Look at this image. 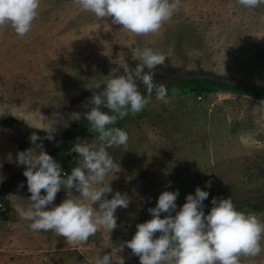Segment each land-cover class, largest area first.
Here are the masks:
<instances>
[{
	"label": "rangeland",
	"instance_id": "1",
	"mask_svg": "<svg viewBox=\"0 0 264 264\" xmlns=\"http://www.w3.org/2000/svg\"><path fill=\"white\" fill-rule=\"evenodd\" d=\"M144 48L166 56L153 80L166 86L167 103L158 101L154 90L144 110L110 125L129 137L127 148L108 149L118 168L105 178L112 188L107 198L120 192L129 199L127 208L115 212L117 227L71 247L51 231L31 230L14 208L27 207L31 195L17 153L35 147L30 136L39 132L36 144L70 174L78 159L70 149L96 139L83 116L90 110L84 105L103 90L96 84L124 74L126 66L135 68L139 61L133 52ZM194 77L264 89V5L250 9L237 0H180L157 33L135 36L73 0H40L25 36L0 26V111H5L0 115V264H95L105 254L113 264L119 257L124 264H140L125 242L137 224L152 218L148 209L163 191L179 192V210L200 187L209 192L205 214L213 197H231L237 210L264 222V115L256 108L261 99L230 91L198 98L177 86ZM140 92L147 96L143 85ZM49 134L52 141L44 139ZM66 198L62 188L53 205ZM240 264H264V251L241 257Z\"/></svg>",
	"mask_w": 264,
	"mask_h": 264
},
{
	"label": "clouds",
	"instance_id": "2",
	"mask_svg": "<svg viewBox=\"0 0 264 264\" xmlns=\"http://www.w3.org/2000/svg\"><path fill=\"white\" fill-rule=\"evenodd\" d=\"M237 2L250 9L264 5V0ZM73 3L97 19L110 18L113 25L135 36L157 33L180 6V0H73ZM39 6L40 0H0V26H10L17 36H25L38 16ZM132 59L139 61L135 68L126 66L124 74L97 83L96 88L103 85V90L93 94L84 105L90 108L83 113L89 131L97 135L93 143H76L70 149L69 154H78L77 166L70 174L62 175L60 164L43 150L42 143L36 144L42 139L36 133L30 136L35 147L17 153L16 163L25 166L23 175L31 195L27 207L16 204L14 208L21 220L29 222L31 230L51 231L71 247L87 243L101 229L111 233L117 227L115 212L117 208H127L129 199L120 192L107 198L112 188L105 178L118 168L108 149L127 148L129 137L126 131L110 125L144 110L151 103L154 90L156 99L167 103L166 86L153 80L155 69L165 63L166 56L144 48L135 50ZM140 85L147 96L140 92ZM256 108L264 115V99ZM4 112L0 111V115ZM49 127L52 128V121ZM44 139L52 141L54 137L49 134ZM211 185V180L205 182V187ZM62 188L67 198L53 205ZM42 190L46 194H41ZM73 190L79 195L70 197ZM178 195V191H163L155 207L148 209L152 218L137 224L134 236L125 242L132 254L139 257L140 264H240L241 257H257L264 251L261 247L264 222L237 210L231 197H213L212 207L205 214L204 201L209 192L197 187L194 195L186 196L179 210ZM96 204L98 208L93 207ZM161 214L166 215L161 218ZM156 233L160 234L158 238H154ZM113 261L111 255L105 254L95 264ZM115 262L124 264V259L119 257Z\"/></svg>",
	"mask_w": 264,
	"mask_h": 264
},
{
	"label": "trees",
	"instance_id": "3",
	"mask_svg": "<svg viewBox=\"0 0 264 264\" xmlns=\"http://www.w3.org/2000/svg\"><path fill=\"white\" fill-rule=\"evenodd\" d=\"M172 85L174 84H170L169 86ZM177 86H179L180 89H189L188 91L195 94L196 96L201 95V97L202 95L210 94L215 91H230L236 94L247 95L254 99H264V89H258L239 81L226 82L220 79L210 77H194L185 80H180ZM104 110L106 109H103V111ZM37 134L41 135V133L39 132H37ZM1 194L2 190H0V195ZM248 200L249 199L244 200V202Z\"/></svg>",
	"mask_w": 264,
	"mask_h": 264
},
{
	"label": "built area",
	"instance_id": "4",
	"mask_svg": "<svg viewBox=\"0 0 264 264\" xmlns=\"http://www.w3.org/2000/svg\"><path fill=\"white\" fill-rule=\"evenodd\" d=\"M198 98H200V95L198 96ZM62 169V168H61ZM65 173V171L62 169V175Z\"/></svg>",
	"mask_w": 264,
	"mask_h": 264
}]
</instances>
